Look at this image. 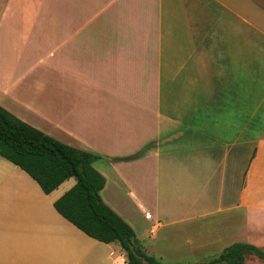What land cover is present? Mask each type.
<instances>
[{"label":"crops","instance_id":"crops-1","mask_svg":"<svg viewBox=\"0 0 264 264\" xmlns=\"http://www.w3.org/2000/svg\"><path fill=\"white\" fill-rule=\"evenodd\" d=\"M0 106L101 156L102 200L163 264L264 253V0H0ZM76 183L0 156V264H129L57 212Z\"/></svg>","mask_w":264,"mask_h":264},{"label":"trees","instance_id":"trees-1","mask_svg":"<svg viewBox=\"0 0 264 264\" xmlns=\"http://www.w3.org/2000/svg\"><path fill=\"white\" fill-rule=\"evenodd\" d=\"M0 156L29 174L45 194L75 178L76 185L55 203L60 215L89 237L117 244L129 264H163L146 254L132 227L102 200L106 179L93 167L101 156L63 144L1 106ZM246 254L264 258L254 247L234 245L209 264H246Z\"/></svg>","mask_w":264,"mask_h":264},{"label":"built area","instance_id":"built-area-1","mask_svg":"<svg viewBox=\"0 0 264 264\" xmlns=\"http://www.w3.org/2000/svg\"><path fill=\"white\" fill-rule=\"evenodd\" d=\"M146 219L150 220V219H151V215L147 214V215H146ZM120 260H121L122 263H124V262L127 261V258L124 257V256H122V257L120 258Z\"/></svg>","mask_w":264,"mask_h":264},{"label":"water","instance_id":"water-1","mask_svg":"<svg viewBox=\"0 0 264 264\" xmlns=\"http://www.w3.org/2000/svg\"><path fill=\"white\" fill-rule=\"evenodd\" d=\"M137 243V241H135V244Z\"/></svg>","mask_w":264,"mask_h":264}]
</instances>
